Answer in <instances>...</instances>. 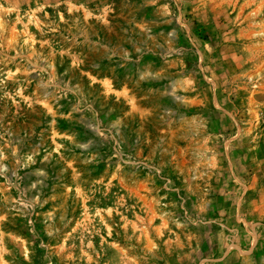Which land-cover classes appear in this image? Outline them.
Returning a JSON list of instances; mask_svg holds the SVG:
<instances>
[{
	"label": "rangeland",
	"instance_id": "obj_1",
	"mask_svg": "<svg viewBox=\"0 0 264 264\" xmlns=\"http://www.w3.org/2000/svg\"><path fill=\"white\" fill-rule=\"evenodd\" d=\"M0 264H264V0H0Z\"/></svg>",
	"mask_w": 264,
	"mask_h": 264
}]
</instances>
